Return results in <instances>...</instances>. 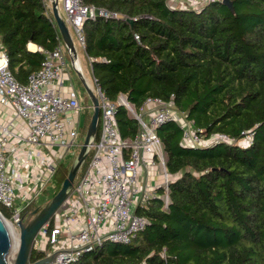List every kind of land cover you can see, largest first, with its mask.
<instances>
[{
	"label": "trees",
	"instance_id": "1",
	"mask_svg": "<svg viewBox=\"0 0 264 264\" xmlns=\"http://www.w3.org/2000/svg\"><path fill=\"white\" fill-rule=\"evenodd\" d=\"M81 1L118 16L82 26L83 51L103 95L115 102L124 94L137 110L159 98L183 120L156 131L168 206L157 187V198L136 209L148 225L129 245H106L75 264H264V0H230L233 13L222 3L196 11L166 0ZM60 40L42 0H0L1 47L18 82L26 83ZM29 43L38 49L28 50ZM115 117L120 136L133 139L137 120L121 106ZM183 123L202 140L218 134L241 140L251 131L252 143L191 147ZM79 131L83 137L86 125ZM65 164L55 169L50 198L67 176ZM43 205L36 201L22 215ZM0 213L9 217L10 210L0 203ZM50 249L32 247L30 262Z\"/></svg>",
	"mask_w": 264,
	"mask_h": 264
},
{
	"label": "built area",
	"instance_id": "2",
	"mask_svg": "<svg viewBox=\"0 0 264 264\" xmlns=\"http://www.w3.org/2000/svg\"><path fill=\"white\" fill-rule=\"evenodd\" d=\"M42 1L46 12H51L50 0ZM222 1L166 0V3L172 8H184L189 4V8L199 11L204 4H220ZM57 8L60 15H64L62 18L69 31L75 32L82 48V26L85 21L118 17L104 8L84 5L81 0H57ZM134 39L140 41L136 34ZM66 53L61 39L52 51L45 52L40 68L22 84L11 73L8 56L0 48V101L10 106L28 126L27 134L15 135L16 148L36 144L46 148L61 146L64 149L62 157L50 161V164L46 162L47 175L27 187L24 196H18V191L25 184L20 180L19 167L22 163L15 159L10 165L12 160L7 156L6 144L11 132L8 126L0 127V203L10 210L9 217L1 215L13 232L18 230V221L25 218L23 211L36 202L45 189L53 187L52 177L60 160L72 155L74 148L80 146L79 119L88 105H84L78 92L72 91L70 97L60 94L63 72L69 68ZM93 92L98 100L97 125L100 126L97 137L90 145L88 161L76 176L70 195L50 219L53 226L49 220L33 242L34 248L39 249L50 245L46 256L57 252L52 264H75L83 255L109 244L129 245L145 229L148 220L136 214V209L146 208L157 195L156 188L139 187L140 169L160 170L163 208L169 204L165 153L156 132L159 127L176 118L169 105L159 98H147L137 110L124 94L111 102L97 86ZM119 106L138 122V131L133 139L120 136L115 117ZM73 115L77 116V120ZM181 126L185 143L191 147H213L222 143L244 147L252 143L251 131L246 132L241 140L230 139L224 134L202 140L190 123ZM28 155L33 158L36 153L29 150ZM41 160L44 161V158ZM37 239L40 240L39 245Z\"/></svg>",
	"mask_w": 264,
	"mask_h": 264
},
{
	"label": "water",
	"instance_id": "3",
	"mask_svg": "<svg viewBox=\"0 0 264 264\" xmlns=\"http://www.w3.org/2000/svg\"><path fill=\"white\" fill-rule=\"evenodd\" d=\"M222 4L233 13L234 8L230 0H223ZM52 18L56 24L57 30L61 36V39L65 45L68 56L70 57L71 65L80 79L83 88L91 102V117L87 130L84 136V140L80 145L77 156L73 160L72 165L69 168L67 176L63 179L58 191L41 207L33 209L27 218H22L17 223V244L15 255L11 258L13 251L12 229L3 219L0 213V264H52L57 252L52 253L36 262H30V253L33 247V242L41 230V228L52 218L54 213L63 205L70 192L72 191L73 183L80 172L86 158L92 141L97 134V123L99 117L98 100L93 90L88 86L86 78L82 71L75 66V61L78 59V54L75 48V44L72 35L64 22V19L60 15L57 8V0H50ZM128 23L132 24L131 18L126 19Z\"/></svg>",
	"mask_w": 264,
	"mask_h": 264
},
{
	"label": "crops",
	"instance_id": "4",
	"mask_svg": "<svg viewBox=\"0 0 264 264\" xmlns=\"http://www.w3.org/2000/svg\"><path fill=\"white\" fill-rule=\"evenodd\" d=\"M73 41L75 44L77 54L81 52L87 62L88 58H86L83 50H78L77 48L78 45L75 43V38L73 39ZM0 48H2L1 42H0ZM27 48L30 51H35L38 49L36 45L32 43H29L27 45ZM65 56L67 58V62H69L68 59H70V57L68 56L67 53L65 54ZM78 59L81 64V58L79 54H78ZM70 63L71 62H69V68H67L66 71L63 72V76L61 78L62 84L59 87L60 94L65 97L72 96L73 95L72 91L79 93V90H80V89L77 90L78 87L75 85V83L73 82V78H71L70 76V70H71ZM88 67L90 70L91 67L89 64H88ZM81 68H82V64H81ZM73 117L77 120L76 115H73ZM81 119L82 118L80 116L79 129L81 127ZM1 126H8L11 132L10 136L8 137V142L6 144L7 156L9 157L10 160H12V162H10V165H13L12 163L15 159H18L20 161V164L22 163L19 167V173H20L21 182L23 181L25 184L18 191V196L22 197L27 192V187H30L31 184L33 185V183H36L38 178L40 179L42 178L43 175L45 176L47 175L46 173L47 168L44 169L43 165L40 164V160L42 159V157L45 160V157L47 158L46 156L47 152H50L51 149H53L54 147H61V146H53V147L46 148L41 145L31 144V145H24L19 148H16L15 135L22 136V135L27 134L28 126L23 119L16 116L14 110L10 106L2 104L0 101V127ZM79 135H80V131H79ZM29 150L34 151L36 153V156H34L33 158H29L28 157ZM38 159H39V162H38ZM56 159L57 157L52 155V157L50 158V161L52 160L55 161ZM46 162L47 161H45V164ZM34 176L35 178H32ZM161 183H162V177L160 175L159 169L154 168L151 170H143V169L139 170V175H138L139 187H142V188L147 187L149 189H153V188L159 187Z\"/></svg>",
	"mask_w": 264,
	"mask_h": 264
},
{
	"label": "rangeland",
	"instance_id": "5",
	"mask_svg": "<svg viewBox=\"0 0 264 264\" xmlns=\"http://www.w3.org/2000/svg\"><path fill=\"white\" fill-rule=\"evenodd\" d=\"M189 7H191L189 4H187V5H185L184 6V8H189ZM61 16H64L63 14H61ZM71 32V35L73 36V39L75 38V43L78 45L77 46V48H78V50H83L82 49V47H81V45L78 43V41H76L77 40V37H76V35H75V32L72 30V31H70ZM84 52V51H83ZM79 54V56H80V58H81V64H82V73H83V75H84V77L86 78V80H88L91 84H92V86L95 88L96 86H95V82H94V79H93V76H92V73H91V68H90V70H89V67H88V64L90 65V62L88 61V59H87V62H86V60H85V58H84V56H83V54L81 53V52H79L78 53ZM68 61L70 62V59H68ZM70 67H71V70H70V76H71V78H73V82L75 83V85L78 87V89L77 90H79V93L81 94V97H82V102L84 103V105H88V108L87 109H85V111L84 112H82L81 113V130L85 127V125H86V130H87V126H88V124H89V117H91V113H92V110H91V108H89V104H91V102H90V100H89V98H88V96H87V94H86V92H85V90H84V88H83V85H82V83L80 82V79H79V77L77 76V74H76V72L74 71V69H73V67H72V65H71V63H70ZM183 118V115H180V118H179V120H180V122H182V119ZM85 133H86V131H85ZM85 133H84V135H83V137H81L80 136V138H79V143H80V145H81V143L83 142V140H84V136H85ZM79 149H80V146H77V147H75L74 148V152H73V154L72 155H70V156H68V157H66V158H64V159H62V160H60V162L61 163H64V162H66V167H67V169H69L70 168V166L72 165V163H73V160L75 159V157L77 156V154H78V151H79ZM53 151V152H52ZM64 149L62 148V147H54L53 149H51V151L50 152H47V154H46V156H47V160H44V161H42V160H40V164H42L43 165V168L44 169H46V164H45V161H47L49 164H50V158L52 157V155H54L55 157H57V158H59V157H62L64 154ZM88 161V157L86 158V160H85V162H84V164H83V166H82V168H81V170L83 169V167L85 166V164H86V162ZM38 162H39V159H38ZM59 162V163H60ZM80 170V171H81ZM48 172V171H47ZM32 176V175H31ZM32 178H35V176L34 177H32ZM52 191H51V189L49 188V189H47L39 198H38V200H37V202H39V203H46L49 199H50V195L52 194L51 193ZM28 217V215L25 217V218H27ZM14 230V229H13ZM14 232L15 233H13V234H15V235H17L16 234V230H14ZM40 239V238H39ZM39 239H37V245H39ZM34 247V246H33Z\"/></svg>",
	"mask_w": 264,
	"mask_h": 264
},
{
	"label": "bare ground",
	"instance_id": "6",
	"mask_svg": "<svg viewBox=\"0 0 264 264\" xmlns=\"http://www.w3.org/2000/svg\"><path fill=\"white\" fill-rule=\"evenodd\" d=\"M75 63H76L75 66L82 71L79 59H77ZM86 81H87L88 86L93 90L94 87L92 86V84L88 80ZM7 225L9 226L11 230V226L9 224ZM12 240H13V251L11 253V258L15 255V252H16V244H17L18 236L12 233Z\"/></svg>",
	"mask_w": 264,
	"mask_h": 264
}]
</instances>
